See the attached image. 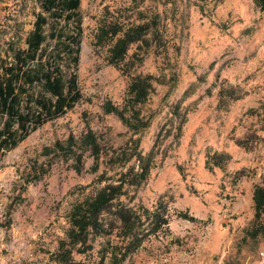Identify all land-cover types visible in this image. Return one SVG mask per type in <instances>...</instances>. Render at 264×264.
Listing matches in <instances>:
<instances>
[{
	"label": "rangeland",
	"instance_id": "rangeland-1",
	"mask_svg": "<svg viewBox=\"0 0 264 264\" xmlns=\"http://www.w3.org/2000/svg\"><path fill=\"white\" fill-rule=\"evenodd\" d=\"M40 12L39 0H0V65ZM79 15L82 100L0 157V262L56 264L74 206L122 186L98 217L110 233L91 234L75 262L264 264V237L243 240L264 182V13L253 0H81ZM102 21L145 26L122 70ZM126 70L152 77L140 133L105 114L124 103Z\"/></svg>",
	"mask_w": 264,
	"mask_h": 264
},
{
	"label": "trees",
	"instance_id": "trees-1",
	"mask_svg": "<svg viewBox=\"0 0 264 264\" xmlns=\"http://www.w3.org/2000/svg\"><path fill=\"white\" fill-rule=\"evenodd\" d=\"M253 2L259 12L264 13V0ZM80 4L81 0H39L41 12L35 15L33 28L24 40L25 49L11 46L12 60L0 65V157L37 128L63 117L82 100L75 72L81 36ZM145 30L144 25L120 29L114 23L102 21L97 38L108 47V63L122 70L121 64L130 47L143 38ZM50 41L52 45H49ZM125 72L130 80L124 103L121 107L107 105L105 114L117 117L126 127L140 133L147 127L141 121L140 108L151 94L152 77L131 75L129 70ZM226 95L236 100L232 92ZM94 141L89 135L83 138L88 145ZM137 158L140 162L142 154L138 153ZM146 172L141 175L143 180ZM121 190L122 186H106L74 206L66 240L59 241L51 255L56 264H80L72 258L74 249L85 247L91 234L110 233L109 229L100 227L98 217L114 198L122 196ZM252 201L253 218L244 230L243 240L264 237V182L254 186ZM118 214L126 225L129 218L124 213ZM130 234V229H126V235ZM124 257L118 260L114 257L111 264H120Z\"/></svg>",
	"mask_w": 264,
	"mask_h": 264
},
{
	"label": "built area",
	"instance_id": "built-area-1",
	"mask_svg": "<svg viewBox=\"0 0 264 264\" xmlns=\"http://www.w3.org/2000/svg\"><path fill=\"white\" fill-rule=\"evenodd\" d=\"M0 264H19V263L16 260H7L0 262Z\"/></svg>",
	"mask_w": 264,
	"mask_h": 264
}]
</instances>
